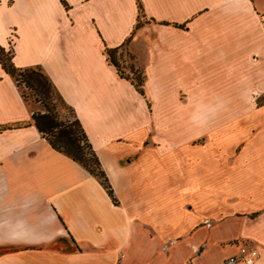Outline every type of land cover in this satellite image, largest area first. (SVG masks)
Segmentation results:
<instances>
[{
	"label": "crops",
	"instance_id": "1",
	"mask_svg": "<svg viewBox=\"0 0 264 264\" xmlns=\"http://www.w3.org/2000/svg\"><path fill=\"white\" fill-rule=\"evenodd\" d=\"M0 47L43 68L117 201L0 62V264H226L245 243L264 264V0H0Z\"/></svg>",
	"mask_w": 264,
	"mask_h": 264
},
{
	"label": "trees",
	"instance_id": "2",
	"mask_svg": "<svg viewBox=\"0 0 264 264\" xmlns=\"http://www.w3.org/2000/svg\"><path fill=\"white\" fill-rule=\"evenodd\" d=\"M140 10H142L139 4ZM118 49H106L109 61L118 69L119 74L130 79L136 89L144 94L143 85L144 78H131L121 68L118 57ZM6 50L0 47V62L5 71L15 80L20 90L21 96L27 104L36 103L44 107L45 111L35 112L33 119L39 131L49 141L53 149L67 155L75 162L79 163L91 175L97 177L114 202L112 186L102 169L101 162L97 156L93 146L79 121L76 117L73 123L68 121H60L58 117V103L64 106L67 103L58 92L50 78L46 75L40 66L29 68H17L12 63H8L5 59ZM9 54V52H8ZM29 93H27L25 90ZM56 111V112H55ZM80 131V135L78 133Z\"/></svg>",
	"mask_w": 264,
	"mask_h": 264
},
{
	"label": "rangeland",
	"instance_id": "3",
	"mask_svg": "<svg viewBox=\"0 0 264 264\" xmlns=\"http://www.w3.org/2000/svg\"><path fill=\"white\" fill-rule=\"evenodd\" d=\"M7 53L5 54V59L7 60L8 63H11V55H12V49H9L6 51ZM9 52V54H8ZM119 60H120V65L122 70L129 75L131 78H137V77H141L143 79L144 77V73L140 68H136V66L131 63V58L129 57V55L123 53L122 56H119ZM25 90V89H24ZM27 93H29L27 90H25ZM258 103L262 104L264 103V96L263 98H261L260 100L257 101ZM58 103V119L61 121H68L69 123H73L76 119L75 117V113L73 111V109L68 106L67 104L62 106L60 105L59 102ZM30 106L33 108V110L35 112H43L45 111L44 107L40 104H36V103H31ZM56 112V111H55ZM78 133L80 135V131L78 130Z\"/></svg>",
	"mask_w": 264,
	"mask_h": 264
},
{
	"label": "built area",
	"instance_id": "4",
	"mask_svg": "<svg viewBox=\"0 0 264 264\" xmlns=\"http://www.w3.org/2000/svg\"><path fill=\"white\" fill-rule=\"evenodd\" d=\"M260 257L258 247L252 244H242L236 254L226 258V264H255Z\"/></svg>",
	"mask_w": 264,
	"mask_h": 264
}]
</instances>
